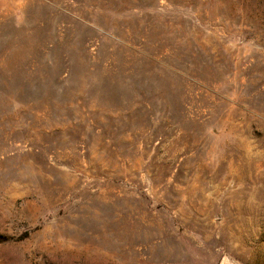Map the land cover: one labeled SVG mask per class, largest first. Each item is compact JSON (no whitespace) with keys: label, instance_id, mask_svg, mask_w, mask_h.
Returning <instances> with one entry per match:
<instances>
[{"label":"rangeland","instance_id":"374dc122","mask_svg":"<svg viewBox=\"0 0 264 264\" xmlns=\"http://www.w3.org/2000/svg\"><path fill=\"white\" fill-rule=\"evenodd\" d=\"M0 264H264V0H0Z\"/></svg>","mask_w":264,"mask_h":264}]
</instances>
